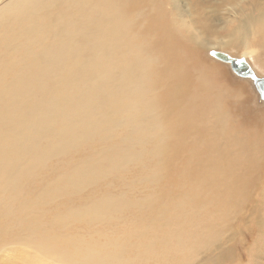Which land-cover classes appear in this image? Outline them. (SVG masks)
Segmentation results:
<instances>
[{"label": "rangeland", "instance_id": "374dc122", "mask_svg": "<svg viewBox=\"0 0 264 264\" xmlns=\"http://www.w3.org/2000/svg\"><path fill=\"white\" fill-rule=\"evenodd\" d=\"M156 6L186 43L220 44L225 58L264 78V58H254L261 49L264 56L257 31L264 27V0H147L65 35L64 53L44 70L45 86L26 81L15 109L0 114V264L25 248L69 251L79 264H92L75 250L76 238L84 248L117 242L126 264H264V161L247 172L244 185L203 183L159 154L158 89L149 87L143 66L160 62L142 33L144 14ZM205 54L210 65L222 63V81L246 84L226 104L232 126L263 137L264 99L255 81L224 57ZM248 118L257 121V132ZM66 214L72 218L62 223Z\"/></svg>", "mask_w": 264, "mask_h": 264}, {"label": "bare ground", "instance_id": "6f19581e", "mask_svg": "<svg viewBox=\"0 0 264 264\" xmlns=\"http://www.w3.org/2000/svg\"><path fill=\"white\" fill-rule=\"evenodd\" d=\"M53 1L10 0L0 7V114L15 109L19 95L26 93V81L30 80L35 88L45 86L44 70L64 53L65 35L95 27L98 15L106 18L111 13L117 14L119 6L130 13L147 0H59L57 4ZM143 20L142 33L150 37L152 54L160 62L159 66L150 63L143 66L149 75V87L158 89L153 107L161 121L157 142L159 154L164 156L166 163L180 162L192 180L208 183L211 179H225L228 183L246 184L247 172L257 169L264 161V136L255 137L246 128L232 126L229 118L233 112L229 113L226 104L229 99L241 95L246 84L236 80L229 86L220 77L222 63L217 68L216 64H209L211 59L204 58L206 52L225 58L228 49L220 44L211 49L205 44L186 43L157 6L144 14ZM257 31L264 43V27L261 25ZM245 43H248L246 39ZM22 48L24 52L20 53ZM262 54L263 49L255 60L262 62ZM213 104L212 118L203 126L205 112ZM218 120H222L219 125ZM255 125L257 121L248 123L250 127ZM191 132L197 135L194 142L187 140ZM9 188L14 189L13 184ZM72 215L66 214L62 223ZM91 215L95 218L91 212H85L83 217ZM34 232L37 236V231ZM71 241L75 250L87 255L92 264L128 262L122 257L126 249L115 241L93 243L86 248L80 238ZM44 243L50 245L52 242ZM134 249L140 254L146 252L142 246ZM70 253L25 248L17 257L2 264H79V257Z\"/></svg>", "mask_w": 264, "mask_h": 264}, {"label": "water", "instance_id": "95a60500", "mask_svg": "<svg viewBox=\"0 0 264 264\" xmlns=\"http://www.w3.org/2000/svg\"><path fill=\"white\" fill-rule=\"evenodd\" d=\"M222 56V55H221ZM220 57V56H219ZM223 58V57H222ZM229 61L228 58H223ZM232 68L238 71L240 75H249L255 81V84L258 86V90L261 94V98L264 99V78H257L255 75H250L251 71L248 70V66L245 63L240 62L238 59H233L232 62L229 61Z\"/></svg>", "mask_w": 264, "mask_h": 264}]
</instances>
